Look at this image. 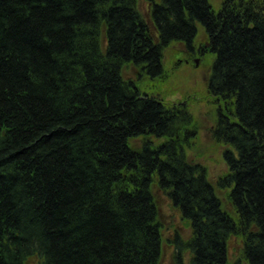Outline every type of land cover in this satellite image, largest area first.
Wrapping results in <instances>:
<instances>
[{
  "label": "trees",
  "instance_id": "16d2710c",
  "mask_svg": "<svg viewBox=\"0 0 264 264\" xmlns=\"http://www.w3.org/2000/svg\"><path fill=\"white\" fill-rule=\"evenodd\" d=\"M146 1L148 19L139 0H0V264H158L155 185L192 229L176 233L175 264H229L234 235L264 264V0H222L218 13L209 0ZM197 24L216 54L212 136L230 147L217 188L237 220L188 159V100L165 103L122 72L165 78L164 50L195 49Z\"/></svg>",
  "mask_w": 264,
  "mask_h": 264
},
{
  "label": "rangeland",
  "instance_id": "374dc122",
  "mask_svg": "<svg viewBox=\"0 0 264 264\" xmlns=\"http://www.w3.org/2000/svg\"><path fill=\"white\" fill-rule=\"evenodd\" d=\"M214 12L218 13L222 6V0H209ZM139 8L148 19L149 11L146 0H139ZM198 35L194 43L196 50L204 48L208 44L206 30L201 24H197ZM155 33V29L153 28ZM195 54L193 49L187 51L180 42H173L164 51L163 66L166 77L151 78L140 72L135 65L123 67V76L133 79L139 88L145 93L157 96L165 103L188 100L191 114L195 118L198 129V137L193 141L186 152L189 160L203 164L208 170V178L216 185L218 179L227 172L224 160L225 151L230 148L227 145H218L212 136V131L217 121V104L209 92L208 81L212 73L216 54ZM154 143H161L165 139L150 138ZM144 142L143 138L132 139L130 144L133 148H140ZM155 198L159 207L160 219L163 225V248L158 264H175V248L173 241L176 233L180 238L188 240L191 237V228L182 219L181 213L173 207L168 195L157 186L154 189ZM217 194L222 201L225 212L231 211V205L227 200V192L217 189ZM243 243L240 237H232L229 242L230 263L241 259ZM241 256V257H240ZM186 262L190 254H185ZM30 264H37V260L31 259Z\"/></svg>",
  "mask_w": 264,
  "mask_h": 264
},
{
  "label": "bare ground",
  "instance_id": "6f19581e",
  "mask_svg": "<svg viewBox=\"0 0 264 264\" xmlns=\"http://www.w3.org/2000/svg\"><path fill=\"white\" fill-rule=\"evenodd\" d=\"M244 218H247V217H245L244 216ZM260 230H261V234L263 233V226L262 225H260ZM260 234V235H261ZM260 240H261V238H260ZM249 245V244H248ZM250 246V245H249ZM250 248H253V247H248V248H246V251H248ZM252 250V249H251ZM255 250V249H254ZM214 251H216V248H214ZM259 253V255H261V253L260 252H258ZM243 254H244V252H243ZM254 256V255H253ZM241 257V256H240ZM244 258V257H243Z\"/></svg>",
  "mask_w": 264,
  "mask_h": 264
},
{
  "label": "water",
  "instance_id": "95a60500",
  "mask_svg": "<svg viewBox=\"0 0 264 264\" xmlns=\"http://www.w3.org/2000/svg\"><path fill=\"white\" fill-rule=\"evenodd\" d=\"M206 47H208V45Z\"/></svg>",
  "mask_w": 264,
  "mask_h": 264
}]
</instances>
